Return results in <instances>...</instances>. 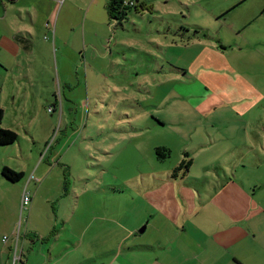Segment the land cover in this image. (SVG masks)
<instances>
[{
    "label": "rangeland",
    "instance_id": "374dc122",
    "mask_svg": "<svg viewBox=\"0 0 264 264\" xmlns=\"http://www.w3.org/2000/svg\"><path fill=\"white\" fill-rule=\"evenodd\" d=\"M36 1L40 89L45 74L55 80L51 111L30 110L48 92L23 104L24 128L37 140L21 133L26 169L39 155L55 167L38 184L36 202L55 196L63 182L79 195L88 190L85 197L111 195L115 187V196L137 197L147 218L158 171L170 175L191 159L184 183L179 172L164 190L183 210L179 189L207 199L218 190L196 188L205 183L195 180L203 166L212 188L217 177L230 181L240 164L230 167L225 158L220 170L219 154L250 152L244 178L260 185L251 201L264 203V0H123L121 24L108 17V0ZM158 118L166 124L155 125ZM157 146L170 150L163 163ZM54 152L62 153L60 162L53 163Z\"/></svg>",
    "mask_w": 264,
    "mask_h": 264
},
{
    "label": "crops",
    "instance_id": "0c3cea01",
    "mask_svg": "<svg viewBox=\"0 0 264 264\" xmlns=\"http://www.w3.org/2000/svg\"><path fill=\"white\" fill-rule=\"evenodd\" d=\"M35 1L0 0V128L18 134L17 142L0 145V264H8L17 227L19 264H264V203L251 201L260 185L244 178L248 174L250 152L219 154L216 161L220 170L224 168L225 158L230 167L235 162L240 164H236L230 181L227 176L223 177L224 181L217 177L212 188L206 179L208 163L202 167L195 180L205 183L196 188L218 189L212 198L207 199L201 193L197 196L189 189V196L180 189L177 196L173 188L171 193L181 198L183 210L175 201L164 198V190L172 183L170 171L166 175H163L166 171L161 174L158 171V181L149 188L147 200L152 215L147 218L142 216L143 210L138 212L137 197L115 196V187L111 195L85 197L88 190L81 189L79 195L65 188L63 182L55 196L36 202L41 186L38 184L44 183L55 167L44 164L39 155V160L26 169V152L19 143L21 133L33 143L37 140L24 128L26 106L23 108V104L24 98L29 100L36 92H48L51 95L45 94L43 103L32 104L30 110H38L34 114L37 116L40 109L55 105V98L51 99L55 80L45 74L43 90L40 89L42 72L36 66L41 53L36 49V35L40 33L41 23L36 19ZM165 124L162 119H156L155 125ZM26 138L23 139L28 141ZM51 157L57 160L53 163L63 158L58 152ZM4 166L22 173L20 181L11 182L3 177ZM28 171L31 173L27 177ZM185 174L181 182L186 179ZM32 181L31 203L20 213L22 191ZM14 185L17 188L10 200L6 195ZM71 192L74 195L65 199ZM142 225L146 236L139 232ZM176 236L178 243L174 240ZM4 237H7L5 241Z\"/></svg>",
    "mask_w": 264,
    "mask_h": 264
},
{
    "label": "trees",
    "instance_id": "16d2710c",
    "mask_svg": "<svg viewBox=\"0 0 264 264\" xmlns=\"http://www.w3.org/2000/svg\"><path fill=\"white\" fill-rule=\"evenodd\" d=\"M106 8L109 18L114 22H116V24H121L123 21L127 19L128 6L124 5L123 0H108L106 3ZM196 31L198 32L197 29ZM17 140H18V134L15 131L11 129L0 128V145L13 144L17 142ZM154 150H155L156 159L159 162H165V160L170 155V150L165 146H157L155 147ZM191 164H192L191 159L189 160L183 159L179 164L173 167L170 177L171 178L176 177L179 172L185 174L188 171V168ZM1 174L3 175V177H5L11 182H18L22 177V173L14 172L13 170L5 166L2 168Z\"/></svg>",
    "mask_w": 264,
    "mask_h": 264
},
{
    "label": "built area",
    "instance_id": "2783aa9c",
    "mask_svg": "<svg viewBox=\"0 0 264 264\" xmlns=\"http://www.w3.org/2000/svg\"><path fill=\"white\" fill-rule=\"evenodd\" d=\"M49 110H51V108H49ZM31 201V197L29 192L27 191L26 188L23 189L22 194H21V198H20V213L27 209L29 204ZM18 229L19 227H17L16 233L13 236L12 239V249H11V256L10 259L8 261V264H19L21 262V255L18 251V246H17V240H18ZM7 239V237H4L3 240L5 241Z\"/></svg>",
    "mask_w": 264,
    "mask_h": 264
},
{
    "label": "water",
    "instance_id": "95a60500",
    "mask_svg": "<svg viewBox=\"0 0 264 264\" xmlns=\"http://www.w3.org/2000/svg\"><path fill=\"white\" fill-rule=\"evenodd\" d=\"M144 229H145V225L142 226V228L139 230V232H143Z\"/></svg>",
    "mask_w": 264,
    "mask_h": 264
}]
</instances>
